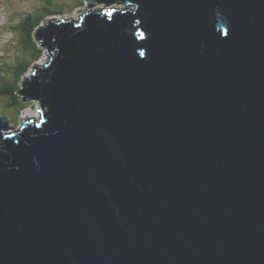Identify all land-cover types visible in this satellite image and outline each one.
Here are the masks:
<instances>
[{
  "label": "water",
  "instance_id": "obj_1",
  "mask_svg": "<svg viewBox=\"0 0 264 264\" xmlns=\"http://www.w3.org/2000/svg\"><path fill=\"white\" fill-rule=\"evenodd\" d=\"M123 3L38 33L0 264H264V0Z\"/></svg>",
  "mask_w": 264,
  "mask_h": 264
},
{
  "label": "trees",
  "instance_id": "obj_2",
  "mask_svg": "<svg viewBox=\"0 0 264 264\" xmlns=\"http://www.w3.org/2000/svg\"><path fill=\"white\" fill-rule=\"evenodd\" d=\"M41 5L35 11H31L25 18L23 17L13 27L19 33V40L14 46L17 49L16 59L13 62L4 64L0 62V125L17 128V120L20 113L25 109L24 102L29 100V92L27 90L26 81L23 76L30 70L29 68L39 60L45 49L42 43L37 41V32L42 20L50 14H58L62 11H70L71 9H63L54 7L51 0H39ZM98 3L99 0H90ZM114 6L124 11L130 10V5H124V0H113ZM81 0L80 4H84ZM29 69V70H28ZM20 96V97H19ZM14 115V116H13ZM8 127H5L8 129Z\"/></svg>",
  "mask_w": 264,
  "mask_h": 264
},
{
  "label": "rangeland",
  "instance_id": "obj_3",
  "mask_svg": "<svg viewBox=\"0 0 264 264\" xmlns=\"http://www.w3.org/2000/svg\"><path fill=\"white\" fill-rule=\"evenodd\" d=\"M51 4L54 7H61L63 9L65 8L71 10H73V6L80 5V7L83 9V12L94 11V9L96 8L93 6L94 8L90 9L88 8L87 3H85V5L80 4V0H51ZM41 5L43 4L39 0H0V62L8 64V62H13L16 57L17 49H15L14 46L17 44L18 31L13 28L15 27L13 24L16 25L20 19H22L23 17L25 18L26 15L30 14L31 11H35L36 9H38ZM129 7L130 12H133L135 10V7L133 5H130ZM101 8L102 7H98L97 10ZM76 10L77 9H74V12H72L71 14H57L48 19L59 20V23L66 22L67 20L70 21L72 19V21H77L79 15H76ZM47 21L48 20H45V22ZM72 23L75 24L74 22ZM35 30L39 29L37 28ZM47 57L48 54L44 52L41 58L37 60L34 65H43L47 61ZM31 68L32 66L29 69ZM30 74L31 71H29L28 74H25L23 76V79L25 80L30 76ZM32 101H34V103ZM24 105L26 106L21 114L22 119L26 117L33 119L39 118L38 111L40 107L36 100H27Z\"/></svg>",
  "mask_w": 264,
  "mask_h": 264
},
{
  "label": "bare ground",
  "instance_id": "obj_4",
  "mask_svg": "<svg viewBox=\"0 0 264 264\" xmlns=\"http://www.w3.org/2000/svg\"><path fill=\"white\" fill-rule=\"evenodd\" d=\"M108 7L110 6V7H112V6H114V3L113 4H111V5H107ZM48 21H51L52 23H59V20H56V19H51V20H48ZM48 21L47 22H45V20L41 23V25L39 26V28H44L47 24H48ZM45 22V23H44ZM29 71H31V74H32V70L30 69ZM28 71V72H29Z\"/></svg>",
  "mask_w": 264,
  "mask_h": 264
}]
</instances>
